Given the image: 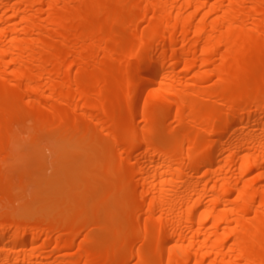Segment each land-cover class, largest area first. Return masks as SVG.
<instances>
[{
  "label": "bare ground",
  "instance_id": "6f19581e",
  "mask_svg": "<svg viewBox=\"0 0 264 264\" xmlns=\"http://www.w3.org/2000/svg\"><path fill=\"white\" fill-rule=\"evenodd\" d=\"M0 89V264H264V0H0Z\"/></svg>",
  "mask_w": 264,
  "mask_h": 264
},
{
  "label": "rangeland",
  "instance_id": "374dc122",
  "mask_svg": "<svg viewBox=\"0 0 264 264\" xmlns=\"http://www.w3.org/2000/svg\"><path fill=\"white\" fill-rule=\"evenodd\" d=\"M262 28V27H261ZM219 64V61L216 60L213 64H212V68H215L217 65ZM194 72H190L189 76H192ZM215 81V78L213 79H210L209 81L207 82H202V83H199L198 86L201 87V89H203L204 91V88L206 85H209V84H212L213 82ZM191 82V81H189ZM192 83V82H191ZM140 89V86H137L136 88V91H138ZM0 92H1V89H0ZM94 100L96 101H99L100 104H104V99L105 97H98V98H93ZM142 100H144V95L142 96ZM10 105V101L9 100H6V106H9ZM102 107V105H101ZM223 106H220V105H217V108H222ZM8 109H5L3 110L2 115H5L8 113ZM121 112H118L115 114L114 116V119H116L119 114ZM73 116V115H72ZM75 117L77 119H79V114H76ZM174 124V122H173ZM92 128V127H91ZM121 128L123 129H126L127 128V124L124 122L122 125H121ZM2 132V131H1ZM20 138L25 142V148L29 151V152H36L37 154L41 155L47 162V165L46 167L43 169V172H46L48 173V170L50 169V165L49 163L51 162L52 163V158H53V147L55 145V142L54 141H51V140H40V141H32V136L30 135V133L26 130H23L20 134ZM61 142V141H60ZM104 159L108 160V161H114L113 157L112 156H109V155H105L103 156L102 158L100 159H93L91 160V165L94 169L93 173L95 176H98L100 173H101V167H102V164L104 162ZM49 174V173H48ZM130 172L127 173V175H129ZM77 192L78 194H82V193H85V192H90L91 189L87 186L84 185V180L81 176H75V178L73 179V182L71 183V185ZM126 187H128L129 185H125ZM72 189L69 188L66 190V192L64 193L62 199H61V204L62 205H66L67 202L69 201V197H70V194L72 193ZM124 192H126V190H124ZM123 193V192H122ZM94 199L97 198V197H100V194H95L93 195ZM35 206L39 205L40 202H35ZM137 247V246H136ZM127 264H132V261L131 260H128Z\"/></svg>",
  "mask_w": 264,
  "mask_h": 264
}]
</instances>
